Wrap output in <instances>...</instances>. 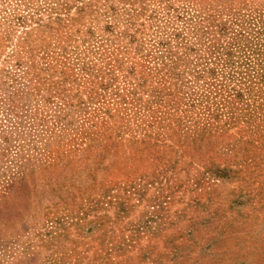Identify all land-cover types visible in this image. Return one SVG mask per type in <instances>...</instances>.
<instances>
[{
    "label": "rangeland",
    "instance_id": "rangeland-1",
    "mask_svg": "<svg viewBox=\"0 0 264 264\" xmlns=\"http://www.w3.org/2000/svg\"><path fill=\"white\" fill-rule=\"evenodd\" d=\"M0 264H264V0H0Z\"/></svg>",
    "mask_w": 264,
    "mask_h": 264
},
{
    "label": "trees",
    "instance_id": "trees-1",
    "mask_svg": "<svg viewBox=\"0 0 264 264\" xmlns=\"http://www.w3.org/2000/svg\"><path fill=\"white\" fill-rule=\"evenodd\" d=\"M105 88V87H104Z\"/></svg>",
    "mask_w": 264,
    "mask_h": 264
}]
</instances>
